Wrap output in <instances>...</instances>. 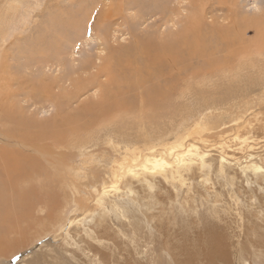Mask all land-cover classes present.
<instances>
[{
    "label": "rangeland",
    "instance_id": "obj_1",
    "mask_svg": "<svg viewBox=\"0 0 264 264\" xmlns=\"http://www.w3.org/2000/svg\"><path fill=\"white\" fill-rule=\"evenodd\" d=\"M184 31L207 57L184 53ZM134 42L172 45L170 99L125 93L126 110L94 125ZM263 47L264 0H0V145L14 123L64 133L30 152L50 179L16 185L33 186L29 213L0 264H209L212 231L210 264H264Z\"/></svg>",
    "mask_w": 264,
    "mask_h": 264
},
{
    "label": "bare ground",
    "instance_id": "obj_2",
    "mask_svg": "<svg viewBox=\"0 0 264 264\" xmlns=\"http://www.w3.org/2000/svg\"><path fill=\"white\" fill-rule=\"evenodd\" d=\"M112 13H109L108 16L103 13L99 16V18H105L106 16L111 17ZM189 33L190 32L186 33V31H184L176 37V39H178V46L184 49V53H191V50H195L199 55H204V48L210 44H203V41H199V38L197 37L196 39L194 37H191L190 40L187 39L186 37ZM224 33L225 35L220 36L217 41L213 40L215 44L216 42H218L219 45H221V49L226 46L224 42L228 40L233 42L235 40L234 36H229V30L228 32L226 31ZM213 38L214 37H212V39ZM257 40L258 47L261 48L260 40ZM213 50L216 51L215 48ZM122 51L123 50H121V52ZM125 53L126 54L124 55V57L126 60H122L120 58L122 63H120L119 60V64H122L120 70H122V73L124 75L120 76L119 81L118 79H116L117 81L115 80L116 84H111L114 86L113 88L118 93H116L114 96H111L112 99L109 103V106L104 107L105 112L102 115L98 114L96 111L92 114L93 120L91 121V123L94 125L99 122H105L106 117L112 116L113 114H107L109 111L118 113L120 111L126 110L127 100L126 96H124L125 93L131 92L133 94H136L140 89L141 98L145 100L146 106H153V102L156 98H160L163 100L170 99V94L173 92L171 84L173 78L170 75V72L173 70V60L177 55L176 52L172 51V45H170V42H165L163 45H151L150 43L138 44L137 42H134L130 45V48H127ZM204 56L207 57L208 55L206 54ZM119 57H122V55ZM211 61L212 60H209L207 64H202L201 68H198L197 70H205V68L207 69L210 66L211 68L220 69V67H222L221 65H228L230 59L216 60L212 62ZM127 65L135 66L133 68V72L129 71ZM143 68L149 69V71L146 72V77L145 74L140 75ZM151 78H154V81L156 82L151 80L149 86L144 85V83ZM157 82H163V84L166 85L164 86L166 88L162 89L161 91V86H159ZM100 103L102 104L104 102L101 100ZM165 104L167 105V102ZM99 108H101V106L99 103H97L94 107V110ZM85 110L91 111L92 109L87 108ZM80 127L81 130H83L86 128V125ZM72 129L70 132H68V134H74V131ZM21 130L24 131V133L22 135H16V133H20ZM12 131L13 137H16L18 139H9L11 142H15V144L12 143L11 145L10 141H8L7 146L0 145V245L6 243V241L9 242V234L14 233V231H16L20 227L19 224L25 222L26 220V216L27 213H29V210L28 208H26L27 206L25 204V193L28 191V189L33 187L32 185H30V182L38 180L40 181L39 188L41 190L47 189V185L44 183L50 179V176L47 175L48 171L45 170L44 174L40 176L42 165L38 162V159L36 157L32 156V152H37L39 148L41 149V147L44 148V146H42V143L44 142L46 144H50L51 146H56L57 148H60L59 145L64 143L62 136L64 135V133H56L54 136V133L52 134V132H49V130H45L46 132L44 131V129L32 130L28 128V126L24 127V124L21 123H14ZM30 152L32 154H30ZM44 155H46V153H44ZM162 164L163 167H165V162H162ZM147 165L148 167H146V170L151 172L157 170V168L159 167L158 162L155 160H147ZM167 165L169 166V164L166 163V166ZM18 183L30 184L27 188L16 190V185ZM205 237L208 240L209 248H212L209 249L210 257L208 258L210 259V263L212 261L216 262L218 258L221 259L218 249L221 250L222 246L220 245L222 243V239H220L219 236H216V233L214 231H212V233H209ZM184 250L185 248L182 249V251Z\"/></svg>",
    "mask_w": 264,
    "mask_h": 264
}]
</instances>
